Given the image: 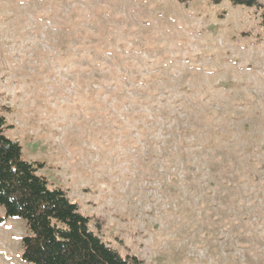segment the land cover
<instances>
[{"label":"rangeland","instance_id":"1","mask_svg":"<svg viewBox=\"0 0 264 264\" xmlns=\"http://www.w3.org/2000/svg\"><path fill=\"white\" fill-rule=\"evenodd\" d=\"M155 105L171 110L152 133L156 123L136 114ZM0 112L24 158L43 163L39 173L120 253L148 264H264L255 7L0 0ZM26 235L21 219H0V264H26Z\"/></svg>","mask_w":264,"mask_h":264},{"label":"trees","instance_id":"2","mask_svg":"<svg viewBox=\"0 0 264 264\" xmlns=\"http://www.w3.org/2000/svg\"><path fill=\"white\" fill-rule=\"evenodd\" d=\"M232 1L235 5L259 10L260 24L264 26V5L259 0ZM117 91L120 90L112 92ZM113 97L110 95L109 99ZM133 98L135 102L139 101L137 94ZM115 102L119 106L123 100L116 98ZM148 103L144 101V104ZM152 107L150 113L136 116H145L148 122L156 123L152 130V133H156L160 122L162 125L168 124L166 114L171 108L167 105ZM152 116L157 117L155 121L150 119ZM126 117H130L129 113L124 115ZM11 127L0 112V207L5 210L4 217L0 219L3 222L8 218H19L25 223L27 235L21 240L22 260L26 264H148L140 255L120 253L92 230V218L81 213V207L70 199L67 191L53 187L39 173L44 164L24 158L21 143L7 135ZM169 130L163 132L164 137L169 136ZM179 154L187 155L184 150ZM105 222L101 217L95 219L99 229Z\"/></svg>","mask_w":264,"mask_h":264}]
</instances>
